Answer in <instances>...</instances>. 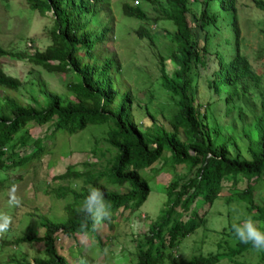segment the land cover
I'll return each instance as SVG.
<instances>
[{
    "label": "trees",
    "instance_id": "16d2710c",
    "mask_svg": "<svg viewBox=\"0 0 264 264\" xmlns=\"http://www.w3.org/2000/svg\"><path fill=\"white\" fill-rule=\"evenodd\" d=\"M27 7L35 10L40 16L50 12L52 24L47 31L49 42L42 49L31 53L12 52L0 46V56L7 54L12 59H24L26 62L39 66L47 72L73 73L76 80L63 82L66 92L60 94L39 85L43 100L30 96L25 102L12 93L17 91L20 80L7 74L0 67V169L26 170L32 163L50 149V142L44 140L54 138L56 131L70 135L89 123H106L103 140L112 148L113 154L105 163L108 166L106 182L125 187V191H116L99 182L103 177L102 166L99 169L78 170L69 163L62 172L52 175L54 180H79V187L63 186L52 190L56 197L68 196L64 202L62 219H51L39 215V225L43 228L41 235L36 236L31 230H24L13 239L0 238V250L22 242L37 240L42 244L41 253L33 255L30 260L9 256L7 264H69L56 248L58 232L70 236L84 234L80 230L83 217L77 211L91 187H99L104 191L106 200L111 205V218L120 208L136 209L149 192L147 179L139 171L146 168L150 178L161 171L173 169L177 164H184L187 172L183 176L171 178L165 185V206L148 225L147 233L142 240L136 241V257L131 264H160L167 257L165 249L174 247L183 237L202 226L205 222L204 213H199L196 202L210 205L219 195L221 180L230 177L231 184L237 177L245 178L243 189L235 190L246 204V210L254 207L257 215L252 217L256 226L264 231V204H257L251 195L252 183L264 179V101L260 112L255 116L256 133L247 135L248 157L239 153L231 155L225 141H217L210 135L206 123V108L199 109L194 103L192 78L188 69L191 64L205 65L207 49L205 47L208 31L206 26L215 25L217 17L209 10V0H199L201 7L196 22L191 27L187 22L190 2L194 0H163L165 7L151 1L158 10L160 18L169 20L174 29L171 41L174 49L167 56L159 55L158 76L161 86L167 93L175 97V111L169 118V128L156 127L153 131L138 126L132 113V95L125 90L119 103L114 106L115 92L111 88V76L119 71L120 63L115 56H105L97 63L83 60L89 52L92 42L102 45L111 32V25H90L106 0H24ZM149 1V0H148ZM253 5L264 11V0H253ZM218 7L230 12L229 25L234 34L232 54L223 59L218 57V66L212 71V78L207 82L215 92L224 90V103L234 102L250 93V86L256 85L258 74L252 69L245 54L239 52V27L235 13V0H218ZM121 12L140 20H147L144 10L124 0L120 5ZM158 16V17H159ZM157 18H153L155 23ZM89 24V28L87 25ZM202 32L203 43L198 45V32ZM137 37H145L152 41V32L139 24L135 28ZM101 45V46H102ZM170 58L174 62L171 73H167L163 61ZM50 124L45 136H31L27 130L28 123ZM30 149L18 154L15 147ZM168 153L163 155L164 150ZM93 148V154H95ZM163 155V156H162ZM161 158L158 167L151 164ZM95 163H90L93 167ZM102 164V165H103ZM20 177V176H18ZM18 178L2 177L0 186L10 185ZM240 191V192H239ZM239 192V193H237ZM191 205L193 208L190 209ZM188 211L185 219L182 213ZM228 230L234 243L224 251L193 254L183 262L173 264H213L221 257H226L233 264L234 255L253 249L250 244L240 243L231 225ZM10 229V228H9ZM88 232L94 233L89 222ZM87 232V233H88ZM256 251V250H255ZM257 252V260L264 263V251ZM77 264H94V261L80 255Z\"/></svg>",
    "mask_w": 264,
    "mask_h": 264
},
{
    "label": "rangeland",
    "instance_id": "374dc122",
    "mask_svg": "<svg viewBox=\"0 0 264 264\" xmlns=\"http://www.w3.org/2000/svg\"><path fill=\"white\" fill-rule=\"evenodd\" d=\"M122 1L124 0H106L99 12L91 18L90 25L106 23L111 25L112 30L103 45L98 41L92 42L83 60L97 63L103 57L115 54L120 69L111 76L110 86L115 92L113 105L116 106L124 91L129 90L132 95V113L140 128L149 131L160 126L169 128V118L176 108L175 97L169 95L160 84L158 58L159 55L166 57L175 48L171 41L174 27L169 20L160 18L157 7L151 2L165 7L163 0H126L130 4L139 5L147 20L124 15L120 8ZM208 4L217 20L215 25L205 27L208 31L205 65L191 64L188 69L192 78L194 103L200 110L206 108V123L210 135L217 141H225L231 155L239 153L242 157H248L246 134L256 133L255 116L259 114L261 102L264 101V11L255 7L253 0H235L239 52L248 58L252 69L258 74V81L256 85L250 86V93L225 104L224 90L215 92L207 82L218 66L219 55L227 59L233 52L234 34L229 25L231 14L218 7V0H209ZM189 6L191 13L187 22L193 27L201 4L199 0H194ZM45 14L40 16L35 10L28 8L24 0H0V46L12 52L31 53L35 49H42L49 42L47 31L52 24L50 12ZM157 17L154 23L152 19ZM139 24L151 30L152 41L137 37L135 28ZM197 35L200 46L203 43L202 32ZM163 64L166 72L171 73L174 62L166 58ZM0 67L7 74L19 78V88L12 94L22 101L29 102L30 96L42 101L40 84L60 94L66 92L73 96L63 87L64 81L77 79L73 73L47 72L24 59H12L7 54L0 56ZM107 127L106 123H89L70 135L56 131L54 138H44L51 143L50 149L26 170L0 169V178H18L10 185L0 186V213L12 218L10 229L0 235V238L13 239L24 230H31L39 236L43 230L38 222L39 215L43 214L51 219L64 217L62 205L69 197H56L52 190L67 185L79 187L83 182L81 179L54 180L51 177L62 172L69 163L78 170H93L102 166L104 174L99 182L110 189L125 191V187L106 182L109 165L103 163L113 154L112 148L103 140ZM27 130L31 136H45L50 130V124L47 122L37 125L30 122ZM93 148L96 149L95 154ZM29 149L30 146L15 147L18 154ZM167 153L168 150L165 149L163 155ZM160 160L161 158L155 160L151 166L158 167ZM90 163L95 164L90 167ZM186 172L184 164H177L173 169L161 171L150 178L149 173L152 172L146 168L141 169L139 173L147 179L150 189L136 209H118L113 219L105 221L94 230L97 238L91 232L70 236L58 232L55 240L57 251L69 264H77L80 255L91 258L94 264H131L136 257V241L142 240V234L148 232V225L165 206V185L171 178L183 176ZM245 183V178L241 176L237 177L233 185L230 177H223L219 195L210 205L196 202L198 212L204 213L205 222L174 247L165 249L167 257L160 264H168L170 253L180 255L178 260H172L173 264V261L183 262L193 254L224 251L232 245L234 239L227 224L236 221L239 223L246 217L257 215L254 207L247 211L245 202L238 194L233 193L235 190L241 191ZM13 187L16 197L21 201L18 207L9 205L10 189ZM251 195L255 203L264 204V179L252 183ZM187 215L188 211L183 212L181 218L185 219ZM254 222L256 223L255 220ZM41 249L42 244L37 240L22 242L17 246L9 245L0 250V264H7L4 262L11 255L30 260L33 255L40 254ZM233 258L239 264H264L257 260L254 249L243 251ZM213 264L233 263L226 257H221Z\"/></svg>",
    "mask_w": 264,
    "mask_h": 264
},
{
    "label": "clouds",
    "instance_id": "9594fccd",
    "mask_svg": "<svg viewBox=\"0 0 264 264\" xmlns=\"http://www.w3.org/2000/svg\"><path fill=\"white\" fill-rule=\"evenodd\" d=\"M21 201L15 195V188L10 189L9 205L18 207ZM83 217L80 224V230L85 235L89 230V222L92 230H97L100 225L111 218V205L106 200L104 191L99 187H91L84 199L81 201L77 210ZM12 223L11 216L0 213V235L6 233ZM231 231L236 239L243 244H250L252 248L258 252L264 251V231H261L252 220L246 217L242 222L233 223ZM168 264H172V260H178L180 255H171Z\"/></svg>",
    "mask_w": 264,
    "mask_h": 264
}]
</instances>
